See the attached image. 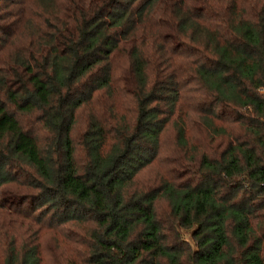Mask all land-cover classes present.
Listing matches in <instances>:
<instances>
[{
  "label": "trees",
  "instance_id": "obj_1",
  "mask_svg": "<svg viewBox=\"0 0 264 264\" xmlns=\"http://www.w3.org/2000/svg\"><path fill=\"white\" fill-rule=\"evenodd\" d=\"M0 212L66 232L55 264H264V0H0Z\"/></svg>",
  "mask_w": 264,
  "mask_h": 264
},
{
  "label": "rangeland",
  "instance_id": "obj_2",
  "mask_svg": "<svg viewBox=\"0 0 264 264\" xmlns=\"http://www.w3.org/2000/svg\"><path fill=\"white\" fill-rule=\"evenodd\" d=\"M91 112V109H86V112L83 114L85 115L84 118L82 115H79L78 121L76 124V130L74 132V141L79 139V134L83 133L85 131V118L87 115ZM25 125L29 127L30 129H33L35 132L37 131V124L33 120V117H26L25 118ZM192 141L194 144L193 149L197 148L198 152L204 151L205 147H212L216 148L218 146L217 142H209L204 140L202 135H199L197 131L194 132V136H192ZM200 141V142H198ZM163 151L161 154V159L158 161V163L154 164L152 167L147 169L142 173V177H140V180L148 181L152 180L153 178H156L159 176V174H163V172L167 169H171V163H174L177 158H174V148H175V141H174V132L171 128L168 129L167 133L163 137ZM195 152V151H194ZM196 153V152H195ZM81 159V154H77V160ZM174 166H172V169ZM175 168L178 169V166L175 165ZM15 187H10L6 194L3 196V201L5 203V200L9 198V194L14 192ZM16 194V193H15ZM1 204L3 202L1 201ZM4 221V223H3ZM0 223L2 224H8L13 225L11 228H7L6 230H0V232H8V236L10 238H15L14 233L20 232L24 238H30L32 234V239H36L39 235V241L36 242L38 245H40L43 249V261L44 264H55L56 260H64L66 257L71 256L73 257V252H76L79 248L74 246L73 244H70L68 241V234L65 233V237L63 238L64 234L57 235L54 232H50L49 230H43L42 228L34 226V223H30L29 221H26L22 218H19L16 215H12V213L5 214L4 212H0ZM22 224L26 225V228L22 226ZM28 224V225H27ZM30 229L27 232V229ZM18 230V231H17ZM2 250V246L0 244V252ZM53 254L55 258L53 257Z\"/></svg>",
  "mask_w": 264,
  "mask_h": 264
}]
</instances>
